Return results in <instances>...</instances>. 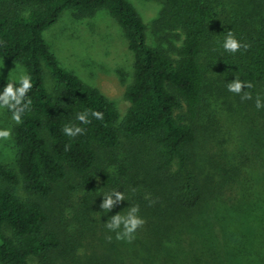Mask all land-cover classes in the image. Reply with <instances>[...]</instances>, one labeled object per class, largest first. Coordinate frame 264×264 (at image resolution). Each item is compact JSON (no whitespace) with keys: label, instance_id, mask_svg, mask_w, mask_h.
<instances>
[{"label":"trees","instance_id":"obj_1","mask_svg":"<svg viewBox=\"0 0 264 264\" xmlns=\"http://www.w3.org/2000/svg\"><path fill=\"white\" fill-rule=\"evenodd\" d=\"M103 8L134 58L123 116L97 87L61 66L42 37L66 9L87 16ZM229 9L243 22H230ZM154 24L181 33L177 58L148 44L146 23L129 0L0 5V59L22 64L32 82L30 110L12 127L16 169L0 162L7 183L0 187V264H34L55 252L63 264H264V109L252 113L234 93L212 88L203 64L218 62L227 83L250 81L253 87L244 89L250 100H264V0H162ZM230 30L250 47L225 51ZM7 81H0V92ZM89 109L103 119H76ZM237 112L246 120L247 146L231 129ZM65 125L84 132L69 137ZM17 184L29 197L14 190ZM112 190L124 201L108 212L100 205ZM68 191L80 193L71 206V234L65 227L71 219L64 229L53 222L58 214L63 219L58 198ZM133 205L145 223L131 243L116 240L105 223Z\"/></svg>","mask_w":264,"mask_h":264},{"label":"rangeland","instance_id":"obj_2","mask_svg":"<svg viewBox=\"0 0 264 264\" xmlns=\"http://www.w3.org/2000/svg\"><path fill=\"white\" fill-rule=\"evenodd\" d=\"M6 0H0L3 5ZM136 11L146 23L147 42L150 46L157 47L166 51L171 57H178V48L182 43V35L178 31H169L157 27L154 20L158 17L162 6V0H129ZM227 19L232 23H242L243 19L238 18L236 13L229 9ZM42 37L50 50L56 56L60 65L70 70L81 78L86 84L97 87L105 96L114 101L120 116L127 111L130 102L125 96V90L133 78V54L128 49L127 39L124 36L116 19L110 15L106 9H100L93 15L79 16L73 10L66 9L62 12L59 19L42 32ZM208 83L214 89H227V79L222 74L221 65L215 63L211 66L209 59L203 62ZM43 82L48 92L52 91L53 79L49 68L42 62ZM26 74L22 64L0 59V81H18L20 75ZM241 94H233V98L241 100ZM247 109L255 113L257 108L252 100H243ZM235 115V114H234ZM15 121L4 109H0V130L9 129L11 137L8 140L0 139V162L4 165L16 169V143L12 134V127ZM246 120L238 112L235 115L234 125L231 129L235 137L240 138L241 144L249 145L248 134L245 126ZM0 180V187L6 185ZM14 190L23 197L29 195L23 190L21 184L13 187ZM80 193L64 192L61 201L64 212L63 219L59 222L60 214L53 221L56 226L68 229V234L73 231V224L76 222L72 218L74 209L72 205H78ZM56 197V196H55ZM55 197H52L55 198ZM50 199L49 212L56 215L59 210L57 204ZM78 203V204H77ZM71 219L69 224L63 228L64 221ZM71 232V233H69ZM90 239V240H89ZM92 237L87 240V252L91 251ZM83 253V248L79 250ZM58 254V253H57ZM53 253L48 258H35L34 264H63L58 255Z\"/></svg>","mask_w":264,"mask_h":264},{"label":"clouds","instance_id":"obj_3","mask_svg":"<svg viewBox=\"0 0 264 264\" xmlns=\"http://www.w3.org/2000/svg\"><path fill=\"white\" fill-rule=\"evenodd\" d=\"M222 47L225 51L230 53H237L241 48L247 50L250 45L244 43L242 44L235 36L232 30L227 32L224 38ZM17 83L19 86L17 87ZM227 90L234 94H241V100L252 99V94L244 89H250L253 87L250 81H242L239 77H235L234 80L230 81L226 85ZM32 88L31 77L27 74H22L19 76L18 81L8 80L3 91L0 92V109L7 108L12 112V119L17 122H22V114L25 110H30V105L32 103L31 99L26 100L27 93ZM255 107L259 109H264V100H262L260 95H257L255 99ZM89 114L96 119H103V113L95 110L89 109L87 112L78 113L76 119L82 124L90 123L88 116ZM63 133L69 137H75L83 134L84 129L79 126L65 125L62 129ZM11 137V131L9 129L0 130V139L8 140ZM67 147V146H66ZM120 201H124V195L118 190H112L111 192L105 193L103 195V201L101 203V208L107 210L108 212L112 210L113 206ZM139 206H131L126 214L121 215L117 213L111 216L105 223L106 228L110 232L115 233V239L120 241H125L131 243L135 239L136 231L141 228L145 221L139 216ZM112 236H106V239L110 242Z\"/></svg>","mask_w":264,"mask_h":264}]
</instances>
